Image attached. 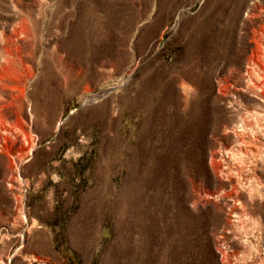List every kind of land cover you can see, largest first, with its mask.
Wrapping results in <instances>:
<instances>
[{
	"label": "rangeland",
	"instance_id": "374dc122",
	"mask_svg": "<svg viewBox=\"0 0 264 264\" xmlns=\"http://www.w3.org/2000/svg\"><path fill=\"white\" fill-rule=\"evenodd\" d=\"M0 264H264V0H0Z\"/></svg>",
	"mask_w": 264,
	"mask_h": 264
}]
</instances>
